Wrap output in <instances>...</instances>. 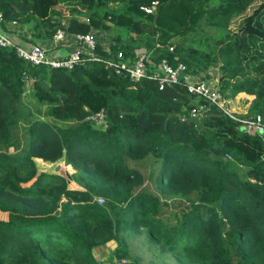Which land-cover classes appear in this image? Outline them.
Wrapping results in <instances>:
<instances>
[{
	"label": "trees",
	"instance_id": "1",
	"mask_svg": "<svg viewBox=\"0 0 264 264\" xmlns=\"http://www.w3.org/2000/svg\"><path fill=\"white\" fill-rule=\"evenodd\" d=\"M0 12L30 44L58 29L109 38L93 32L71 66L0 46V264H102L98 247L139 264L124 237L139 227L178 261L264 264V136L148 76L163 57L189 74L217 67L232 113L264 121V0H0ZM140 50L137 79L92 58Z\"/></svg>",
	"mask_w": 264,
	"mask_h": 264
},
{
	"label": "built area",
	"instance_id": "2",
	"mask_svg": "<svg viewBox=\"0 0 264 264\" xmlns=\"http://www.w3.org/2000/svg\"><path fill=\"white\" fill-rule=\"evenodd\" d=\"M157 1H153L151 5L143 4L141 8L147 12L155 8ZM15 23V21H13ZM67 35L62 29H58L51 40V43L55 46L59 44V41L63 40ZM75 45L64 56L50 58L48 56V46H42L40 44H21L23 41H16L14 35L7 32L1 23L0 12V46L11 47L14 46L16 52L25 59L32 61L33 63H50L52 65H66L71 66L78 58L80 53L85 49L84 47H90L94 49L97 43V39L93 32L89 33H75L72 34ZM123 52L118 51L116 54L109 57L92 56V58L103 61L106 65L112 67L117 72L125 71L132 79H137L142 76H146L148 52L146 50H140L137 57L134 60L124 58ZM148 76L157 78L160 85L165 81L182 82L186 89L192 93L207 98L212 104H215L224 113L228 114L232 118L239 122V127L242 131L250 134H260L264 136V121L260 115L253 117H240L233 114L226 107V97L216 88L213 84L206 82L205 80L193 81L189 78L190 74L186 72V66L182 62H178L176 65H172L166 58H161L156 66V69ZM204 108V105H201ZM195 114L193 109L192 115ZM94 119L103 118V110L98 111L96 114L90 116Z\"/></svg>",
	"mask_w": 264,
	"mask_h": 264
},
{
	"label": "rangeland",
	"instance_id": "3",
	"mask_svg": "<svg viewBox=\"0 0 264 264\" xmlns=\"http://www.w3.org/2000/svg\"><path fill=\"white\" fill-rule=\"evenodd\" d=\"M57 6L61 11V19L67 18L69 16L68 6H66L65 4H58ZM238 22H241V20L239 19ZM236 25L237 23L235 24V26ZM22 29L24 30L25 28ZM14 38L16 41L21 40L20 37H18V34H14ZM98 38L104 45L109 41V38H106L105 33L98 34ZM22 41L23 42L21 44L28 45L24 43V40ZM42 46L46 47L47 45L43 44ZM58 46H60V44L50 47L47 53L50 58H55L53 57V54L54 56H60L57 55L58 51L56 49ZM220 74L221 73L219 69L216 67L208 70H202L198 74H190L189 78L193 81H201L200 78H205L202 80L213 84V87H216L218 89V86L222 85V78L220 77ZM23 100L28 106H31V108L33 109V115L38 117L44 116L45 106L35 101L29 92L26 93ZM225 104L229 111H234L233 107L231 106V99L229 102V99L226 98ZM124 237L126 238V241L130 247L129 251L131 256L139 264H191L184 260L183 256H178L180 258V261H178L170 250L161 248L160 242L153 241V239L147 233H145L141 227H139L138 229L127 230L126 232H124ZM94 252L98 256L102 264H116V258L113 259L111 256L110 259V251L108 248L98 247L94 249Z\"/></svg>",
	"mask_w": 264,
	"mask_h": 264
},
{
	"label": "crops",
	"instance_id": "4",
	"mask_svg": "<svg viewBox=\"0 0 264 264\" xmlns=\"http://www.w3.org/2000/svg\"><path fill=\"white\" fill-rule=\"evenodd\" d=\"M8 28L7 29H5L7 32H9L11 35H14V34H19L20 32H22L23 31V33L24 34H27V31H26V29H22L21 27H18V25L17 24H9L8 26H7ZM9 29H15V30H13V31H11V30H9ZM92 32H94V33H96V34H99V32L98 31H95V30H92ZM19 37H20V35H19ZM23 40V39H22ZM21 40V41H22ZM100 41V40H99ZM24 43H26V44H30V43H27V42H24ZM73 43H74V38H73V36H72V34H69V35H66L65 37H64V39L63 40H61V41H59V44H60V46H58L57 47V51H58V54L57 55H60V56H64V55H66L67 54V52L68 51H70L72 48H73ZM102 43V42H101ZM49 44H51V45H49ZM59 44H57V45H59ZM48 47H49V49H50V47L51 46H54V44H52L51 43V41H49V43H48V45H47ZM48 49V50H49ZM53 57H59V56H54V54H53Z\"/></svg>",
	"mask_w": 264,
	"mask_h": 264
},
{
	"label": "water",
	"instance_id": "5",
	"mask_svg": "<svg viewBox=\"0 0 264 264\" xmlns=\"http://www.w3.org/2000/svg\"><path fill=\"white\" fill-rule=\"evenodd\" d=\"M56 168H58V166H56Z\"/></svg>",
	"mask_w": 264,
	"mask_h": 264
}]
</instances>
